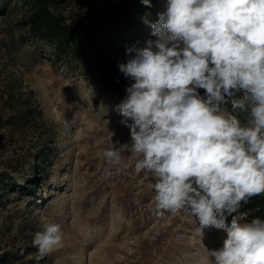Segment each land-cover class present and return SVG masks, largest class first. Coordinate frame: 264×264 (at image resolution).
Masks as SVG:
<instances>
[{"label": "rangeland", "instance_id": "obj_1", "mask_svg": "<svg viewBox=\"0 0 264 264\" xmlns=\"http://www.w3.org/2000/svg\"><path fill=\"white\" fill-rule=\"evenodd\" d=\"M151 3L135 24L118 28L113 56L155 39L142 18L155 22L167 0ZM19 10L0 15V173L23 182L31 163L38 171L30 194L10 193L0 204V259L11 255L0 264H210L207 249L221 247L226 232L205 228L201 237L187 213L157 215L155 178L134 172L139 154L130 146L118 166L102 155L111 140L131 143L116 106L134 81L117 94L102 90L76 62L57 59L49 43L30 36ZM26 104L33 120L8 125L14 107ZM47 222L61 225L63 240L41 256L32 241Z\"/></svg>", "mask_w": 264, "mask_h": 264}, {"label": "clouds", "instance_id": "obj_2", "mask_svg": "<svg viewBox=\"0 0 264 264\" xmlns=\"http://www.w3.org/2000/svg\"><path fill=\"white\" fill-rule=\"evenodd\" d=\"M157 15L142 18L155 39L127 47L118 65L134 81L116 106L131 143L111 140L102 155L118 166L130 146L134 172L155 178L157 215L187 213L201 237L226 232L207 249L210 264H264V219L237 215L264 196V0H167ZM62 240L61 225L47 222L32 244L43 256Z\"/></svg>", "mask_w": 264, "mask_h": 264}, {"label": "trees", "instance_id": "obj_3", "mask_svg": "<svg viewBox=\"0 0 264 264\" xmlns=\"http://www.w3.org/2000/svg\"><path fill=\"white\" fill-rule=\"evenodd\" d=\"M70 3H75L76 8L65 13L62 8ZM15 9H21V21L30 36L49 43L57 59L76 62L102 90L117 94L133 81L125 78L118 67L129 58L126 52L115 57L109 45L116 35L123 37L119 27L129 28L144 14L140 0H0V15H8ZM199 91L204 94V90ZM14 110L6 119L8 125L28 124L33 120L35 110L31 104ZM42 158L41 154L37 160ZM29 169V176L23 182L9 173H0V204L5 203L10 193L20 198L30 194L37 184V179L34 180L37 163H31ZM239 213L241 223L255 217L264 219V196L254 197ZM10 256L1 257L0 263Z\"/></svg>", "mask_w": 264, "mask_h": 264}]
</instances>
